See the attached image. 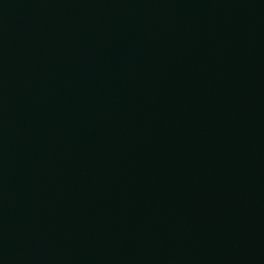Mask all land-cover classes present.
Here are the masks:
<instances>
[{
	"label": "water",
	"instance_id": "obj_1",
	"mask_svg": "<svg viewBox=\"0 0 264 264\" xmlns=\"http://www.w3.org/2000/svg\"><path fill=\"white\" fill-rule=\"evenodd\" d=\"M0 264H264V0H0Z\"/></svg>",
	"mask_w": 264,
	"mask_h": 264
}]
</instances>
